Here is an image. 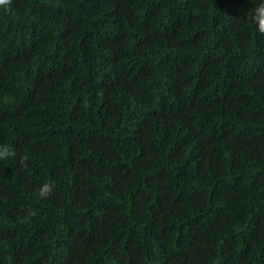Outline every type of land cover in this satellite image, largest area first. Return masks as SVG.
Returning <instances> with one entry per match:
<instances>
[{
	"label": "trees",
	"instance_id": "obj_1",
	"mask_svg": "<svg viewBox=\"0 0 264 264\" xmlns=\"http://www.w3.org/2000/svg\"><path fill=\"white\" fill-rule=\"evenodd\" d=\"M260 2L0 8V264H264Z\"/></svg>",
	"mask_w": 264,
	"mask_h": 264
},
{
	"label": "clouds",
	"instance_id": "obj_2",
	"mask_svg": "<svg viewBox=\"0 0 264 264\" xmlns=\"http://www.w3.org/2000/svg\"><path fill=\"white\" fill-rule=\"evenodd\" d=\"M0 8L6 12L12 10V0H0ZM252 22L255 26L256 31L264 35V0L255 6L252 10ZM17 153L14 148L10 147L7 144H0V160H10L15 159ZM28 157L23 156L17 162L19 166L26 167ZM54 191V184L52 182H46L41 184L37 189L36 193L40 199H47L52 195ZM36 210L28 209L27 214L21 219V223H29L30 219L36 215Z\"/></svg>",
	"mask_w": 264,
	"mask_h": 264
}]
</instances>
